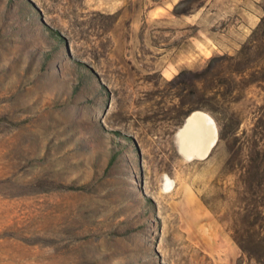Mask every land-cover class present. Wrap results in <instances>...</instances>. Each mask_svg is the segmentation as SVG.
<instances>
[{
  "label": "rangeland",
  "instance_id": "1",
  "mask_svg": "<svg viewBox=\"0 0 264 264\" xmlns=\"http://www.w3.org/2000/svg\"><path fill=\"white\" fill-rule=\"evenodd\" d=\"M0 264H264V0H0Z\"/></svg>",
  "mask_w": 264,
  "mask_h": 264
},
{
  "label": "bare ground",
  "instance_id": "2",
  "mask_svg": "<svg viewBox=\"0 0 264 264\" xmlns=\"http://www.w3.org/2000/svg\"><path fill=\"white\" fill-rule=\"evenodd\" d=\"M178 150L186 159L206 158L218 141V128L214 118L203 110H194L175 135ZM165 188L170 189L174 181L166 175Z\"/></svg>",
  "mask_w": 264,
  "mask_h": 264
},
{
  "label": "trees",
  "instance_id": "3",
  "mask_svg": "<svg viewBox=\"0 0 264 264\" xmlns=\"http://www.w3.org/2000/svg\"><path fill=\"white\" fill-rule=\"evenodd\" d=\"M236 241L238 242V244L240 245V247L242 248V250L246 251V252H256L255 254L259 255L260 253H258V251H255V247H249L248 245H245L243 239L240 236H235ZM257 250V248H256Z\"/></svg>",
  "mask_w": 264,
  "mask_h": 264
},
{
  "label": "water",
  "instance_id": "4",
  "mask_svg": "<svg viewBox=\"0 0 264 264\" xmlns=\"http://www.w3.org/2000/svg\"><path fill=\"white\" fill-rule=\"evenodd\" d=\"M208 157V156H207Z\"/></svg>",
  "mask_w": 264,
  "mask_h": 264
}]
</instances>
